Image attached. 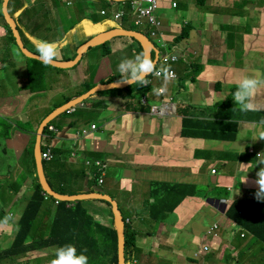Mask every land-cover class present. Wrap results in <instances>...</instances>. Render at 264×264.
Wrapping results in <instances>:
<instances>
[{"label":"crops","instance_id":"1","mask_svg":"<svg viewBox=\"0 0 264 264\" xmlns=\"http://www.w3.org/2000/svg\"><path fill=\"white\" fill-rule=\"evenodd\" d=\"M52 1L14 0L10 7L13 17L21 16L23 9H31L20 31L25 45L34 53L37 41L48 40L57 45V61H69L86 42L87 33L96 36L114 26L108 21L111 19L102 14L106 10L110 15L113 7L100 1L104 19L97 14L88 15L86 8L76 17L69 16L80 25L79 30V26L70 21L74 22L70 32L74 37L80 36L75 42L66 29L61 31L56 27L58 6H52ZM160 1L165 37L171 43L185 26H191L189 38L178 43V49L189 59L175 66L180 96L179 93L169 95L170 81L164 83L156 79L154 88L166 87L169 97H163L167 99L164 102L158 99L161 95L152 92L148 99L166 107L165 113L127 111L125 100L113 102L97 94L75 112L58 116L51 123L55 131L49 129L43 138V143L47 140L49 146L66 151L57 156L59 165L54 167L50 183L58 192L61 189L71 192L67 194L102 191L118 202L124 197L123 207L141 216V220L133 223V228L144 240L137 235L138 251L133 264H251L260 256V244L264 245V201L255 198L253 184L259 166L252 168L258 158H264V139L259 138L264 132V86L254 98L256 111L243 112L235 107L232 94L242 74L254 69L264 72V0ZM174 3L178 7L175 8ZM2 8L0 0V146L4 153L10 146L20 156L19 152L30 144L36 129L39 130L49 115L89 91L91 83L96 87L112 75L113 60L111 56L102 58V51H95L89 54H95L93 58L73 68L46 66L25 56L13 42ZM122 28L130 29L123 24ZM116 50L129 57L125 46L114 47L113 56ZM193 65L194 71L200 68L194 77ZM64 78L77 79L78 90L71 81L63 84ZM172 104L177 108L176 113L170 111ZM186 119L205 123L187 126ZM94 125L98 130H92ZM84 128L91 130L87 136L82 135ZM86 157L108 163L103 185L93 183L101 190L89 182L93 179L91 171L96 169L85 172ZM4 160L0 156V163ZM242 163H250L246 181H243L245 172L240 171L244 167ZM23 169L26 177L23 183L14 184L16 192L0 191V216L14 214L9 223L16 226L35 184L24 166ZM161 182L194 184L196 188L195 195L185 196L174 212L158 222L150 216L148 206L155 200L151 189L159 188ZM4 193L7 194L5 200L1 198ZM163 195L158 191L160 199ZM86 200L87 209L98 208L100 221L111 225L108 205L97 198ZM235 200L254 202L245 226L228 214ZM43 213L39 228L47 227L49 222L48 215ZM173 218L179 221L171 223ZM215 222L220 223L219 234L208 235L205 229ZM160 225L162 232L158 237L156 232ZM180 233L183 239H178ZM14 236L15 232L6 246L12 244ZM55 247L58 245L30 250L21 254L19 261L9 259L8 264H48L51 258L47 257ZM196 250H202L198 258L193 257ZM144 256H149L151 262L142 261Z\"/></svg>","mask_w":264,"mask_h":264},{"label":"trees","instance_id":"2","mask_svg":"<svg viewBox=\"0 0 264 264\" xmlns=\"http://www.w3.org/2000/svg\"><path fill=\"white\" fill-rule=\"evenodd\" d=\"M106 4L112 5L114 2L110 3V1L99 0ZM131 1H126L117 4L116 11L119 10L121 6H125L126 8H130ZM114 8V4H113ZM105 23L109 25V23L105 20ZM126 24L130 25V29L141 31L139 27L136 26L135 22L132 21L130 16L125 17L123 26L126 27ZM108 29H113L108 27ZM188 35V30L185 31L183 38ZM12 39L15 40L14 35ZM16 41V40H15ZM115 41V40H114ZM136 41V40H135ZM111 41L101 45L100 47L91 48L101 50L105 56H109L112 54V47L110 45ZM137 49L134 51L139 53L144 51L142 44L138 41ZM179 42V41H177ZM90 54V53H88ZM101 55V54H100ZM124 58H129L125 57ZM156 58V52L153 53L152 59ZM121 80V74L115 73L108 80L103 81V83L115 82ZM95 87L94 83H91L88 86V90H91ZM122 92V93H121ZM116 93V94H115ZM151 93V85L147 86H139L137 84L126 87L125 89H116L100 92L99 96H111L113 98L123 97L130 99L128 102V106L131 109L137 110L139 112H149L151 110V101H149L148 105H145L140 101V107L132 106V99L137 95H141L142 98ZM126 99V100H127ZM131 105V106H130ZM184 123L188 125H200L201 121H196L193 119H186ZM213 126V125H211ZM49 131V127L45 129V135H47ZM183 132V131H182ZM195 136H198L196 133ZM37 140V129L32 136V140L28 146H25L23 151L20 153V160L23 159L22 163L25 167L27 173L33 178L34 188L33 195L31 200L29 201L24 213L21 215L20 220L18 222V226L8 224L3 229H0V258L5 257L7 259L16 260L19 259L21 254H25L28 251L45 249L46 247L57 244L58 246L71 243L75 245L78 253L84 251L88 256V264H118V254H119V236L118 230L115 224L114 213L112 204L107 200H99L108 205L109 207V217H112L111 225L103 224L99 221H96L95 218L87 211L84 207V200H79L73 202L70 206L68 201H61L58 207L55 206L56 198L54 199L49 206V222L47 227H38L40 225L39 218L42 213L45 211L44 205L50 203L47 201L43 192L44 189L42 187V183L40 181V177L38 175V168L35 156V146ZM48 147V146H47ZM43 149H46V146H43ZM58 149V148H53ZM66 152L65 150H60V153ZM57 159H53L50 161H45V171L48 179L52 177V171L54 167L59 164L56 162ZM51 167V168H50ZM50 181V180H49ZM95 179H89L90 183L94 182ZM91 184V185H92ZM161 188L165 189L163 185ZM191 191H184L182 194L178 193V186H170L168 185L167 194L163 195L160 199L158 196V189L155 190L154 198L156 202L154 204L148 206V210L150 216L155 221H163L166 219L169 213H172L173 210L177 208L181 200L187 194H194V187H192ZM12 192H16V186L11 188ZM166 190V189H165ZM2 191V190H1ZM63 193H71L66 189L60 190ZM178 197L177 199H175ZM124 197L119 199L120 207L123 209L124 220L127 222L126 225V253H125V262L126 264H133L136 256H137V235L138 232L132 227L133 223L139 219L141 220V216L136 214L132 209L124 208L122 205V200ZM175 199V200H174ZM174 200V201H172ZM248 202H250L249 206H247ZM254 202L235 200L232 202L228 210L229 216L235 219L240 225H247L246 220L252 208ZM258 213H263V211H259ZM13 218V216H11ZM4 217L0 216V220L2 221ZM250 220V219H249ZM237 223V224H238ZM17 224V223H16ZM239 225V224H238ZM220 227V226H219ZM16 228V229H15ZM15 230V231H14ZM47 231L46 233H44ZM14 240L10 246H6L5 243L10 238L11 235H14ZM86 250V251H85ZM17 259V261H19Z\"/></svg>","mask_w":264,"mask_h":264},{"label":"clouds","instance_id":"3","mask_svg":"<svg viewBox=\"0 0 264 264\" xmlns=\"http://www.w3.org/2000/svg\"><path fill=\"white\" fill-rule=\"evenodd\" d=\"M4 1L5 0H1V3H3V5H4ZM130 1H131L130 8H128V7L126 8L125 6H121L118 11L126 9L127 15L125 17L130 16L132 21L135 22V17L133 15L131 7H132L134 2L139 1V0H130ZM157 1L159 3V8H158V11L156 12V15L158 17V20L162 24V29H161L160 33H162L164 39H161V37L159 35L153 36L151 34V32L149 31V29H147L145 27H140V26L136 25L137 27L140 28L141 31H136V30H132V29H124V28H122V24L124 22L125 17L122 20H115L113 18L114 13L118 12L115 9L117 4L122 3V2L110 1V3L114 2L113 3L114 4V8H113L114 12H112L110 15L107 12L108 14L104 15V16L109 17L111 20H108V21L114 23L113 29L114 28H121V29H124V30H127V31L132 30V31L143 33L146 36H148L149 39L152 41V43L154 44V48L152 49L151 56H150V54L147 51L144 50V51H141L139 53L134 54V56L132 58H123V59H121V61L119 62L118 66H117L118 71L121 74V80L115 81V82L103 83V81L108 80L113 74H115V73L112 72V75H110L107 79L103 80L101 85H107V84H112V83L124 82V83H128V84H132V85H129V86H126V87H130V86H133L135 84L144 87V86H147L148 84H150L151 85V93L154 92L157 95H161L160 98L169 97V96H167V93H166V87L154 88L153 83H154V81L156 79H160L164 83H167L168 81H171V80H177L178 79V74H177V71L175 69V66L180 64V63H182V62L189 61V59L186 57L185 52L180 51L178 49V46H179L178 43H181L183 40L189 38L190 32H191V26H185L184 29H183V32L176 37L174 42L171 43L165 37V25L163 24V22L161 20V16H160L161 1L160 0H157ZM13 2H14V0H10L9 6H8L9 12H10V7L13 4ZM113 4L111 5L112 7H113ZM107 5H110V4H107ZM173 6L176 8V7H178V4L174 3ZM2 10H3V8H2ZM30 11H31V9H28V8L27 9H23L22 10V15L19 16L20 18L16 17V15L14 17L11 15L13 17V19L15 20V22L17 23V25H18V29H19L20 34H21L20 29H22V25L24 26V22L23 21L25 19V16L28 15L30 13ZM104 11H106V10H104ZM10 14H11V12H10ZM102 14H103V11H102ZM3 15H4V12H3ZM6 22H7V20H6ZM7 24H8V27H9V30H10V33H11V37H12L14 35V32H13L12 27L10 26V24L8 22H7ZM135 24H136V22H135ZM118 25L121 26V27H119ZM110 30H112V29H110ZM110 30H107V31H110ZM186 30H188V35L186 37H184L182 40H179L180 39L179 37L183 36ZM14 37H15V35H14ZM21 37H22V35H21ZM113 39H111V40H113ZM15 40H16V37H15ZM15 40H13V42L19 46L17 40L16 41ZM177 41H179V42H177ZM85 43H87V42H85ZM163 43H165L166 46H163ZM35 47H36V52L35 53L33 52V53L38 58L36 60L41 61L44 65L53 66V64H55V62H61V61H57V58L59 56V50H58L57 45H56L55 42L48 41V40H39V41H37ZM154 52H156V58L153 60L152 57H153V53ZM23 54L25 56H27L24 52H23ZM77 55H78V53H77ZM173 55H176L178 59L176 61H172L169 65L166 64L164 62V60H163L164 57H167V56H171L172 57ZM109 56L113 57V50H112V54L109 55ZM104 57H107V56H105L102 53V58H104ZM29 58H32V57H29ZM32 59H35V58H32ZM74 59H71V60L66 61V62H70V61H72ZM80 62L77 65H80ZM61 69H68V68H61ZM194 70H195V65H193L192 69H191L192 77H194L195 73L198 74L200 72V68L197 67V70L196 71H194ZM171 71L174 72V75H175L174 77H172ZM160 75H163V76H160ZM101 85H98V86H101ZM98 86H96V87H98ZM262 86H264V72L260 71L259 69H254L250 73L242 74L240 76V78L237 80L236 91L232 94V99H233V101L235 102V105H236L235 107H239V109L241 111H243V112L258 110L257 109V105L254 103V98H255V96L257 94L258 89L261 88ZM96 87H94V88H96ZM126 87H117V88L111 89V90H116V89H121L122 90V89H125ZM94 88H92V89H94ZM89 91H87V92H89ZM103 91H109V89L108 90H102V91H99V92L95 93L94 95H92L90 98H88L84 102L78 104L77 106H74V107L68 109L67 111L61 113L60 115L66 113V112H68V113L75 112L77 110V108H79L81 106V104H85L88 100H90L91 98H93L94 96H96L97 94H99L100 92H103ZM85 94H83V95H85ZM83 95H81V96H83ZM106 97H109L113 102H116L118 100H125V101H123V103L125 104V108H126L127 111H137V110L131 109L128 106L127 103L130 101V99L126 98L127 99L126 100L123 97L113 98L110 95L106 96ZM162 101L165 102V101H167V99H163ZM143 103L146 104V105L149 104L148 97H146L144 99ZM155 107H157L156 111H154ZM165 108H162L161 106L156 105L153 102L151 103V112H152V110L154 111L152 113L153 115L160 114V111L162 109H165ZM169 108H170V111H172L173 113H176L177 108H176V106L174 104L169 105ZM60 115H58V116H60ZM56 118H54L47 125V127H49V129H51V131H55V129L52 127L51 123ZM203 123H205V122L203 121ZM94 126H96V129L93 128V126H92V130H98V126L97 125H94ZM38 131H37V134H38ZM90 131H91L90 129L84 128L82 130V135L83 136H87L90 133ZM44 133H45V131H44ZM195 134L193 136H195ZM44 136H45V134L43 135V138H44ZM259 138L260 139H264V132L260 133ZM42 145H43V142H42ZM53 148H54V146H49L48 145V147H46L45 150L43 149L42 157H43V152L46 151L47 149H52V153H53V158L52 159H46V158L43 157L44 163H45V161H50V160L56 159L57 156L59 155L58 149L55 150ZM243 151H244V149L240 153H242ZM85 159H86L85 163L87 165L86 167L94 168V170L96 169L95 171H91L92 178L95 179L94 182L97 181L98 185H100V186L103 185V183L105 182V176L107 175L108 163L105 162L102 159H92V158H87V157ZM242 164L244 165V167L242 169H240V171L245 172V179L243 181H246L247 180V173L249 172L248 165L250 163H248V164L242 163ZM257 166H259L258 167V171L256 172V174H255L256 178L253 181V184L256 187L255 198L258 201H264V158H258L257 159V163L252 168L257 167ZM0 170H1V163H0ZM2 178H1V174H0V191L2 190V186H3ZM167 184L170 185V186H178V193L177 194H182L186 190L191 191L192 190L191 186L194 187V190L196 188V186L194 184H191V185L190 184L189 185L170 184V183H167ZM157 189L159 191H162L164 195L167 194L166 193L167 190L161 188V185ZM97 192L98 193H105V194H108V195L112 196L111 194L106 193V192H102V191H97ZM97 192H87V193H97ZM61 193H63V192H61ZM43 194H44V196H45L47 201H53L54 199H52L51 197L56 198V200L54 201L56 207H58V205L60 204L61 201H68V200H62L60 198L52 196L46 190H44ZM63 194H67V193H63ZM79 194H85V193H79ZM154 195H155V190L151 189V196L154 197ZM187 195H189V194H187ZM187 195H185V196H187ZM192 195H195V193L192 194ZM31 197H30V200H31ZM113 198L116 199L115 197H113ZM86 199H92V198H86ZM86 199H80V200H84V207L87 209V207L85 205V201H87ZM97 199H100V198H97ZM57 200H59V203H57ZM100 200H105V199H100ZM76 201H79V200H76ZM68 202H70L69 205L71 206L73 204V202H75V201H68ZM155 202H156V200H154L152 202V204H154ZM119 207H120V205H119ZM120 209H121V207H120ZM87 211L95 218L96 221L101 222L100 220H98L95 217L94 214H92L90 212L89 209H87ZM174 211L175 210H173L172 212H174ZM113 213H114V210H113ZM122 214H123V211H122ZM11 216H13V214ZM11 216L10 215L9 216H5V218L2 221H0V229H3L4 227H6L8 225L9 221L12 219ZM114 219H115V214H114ZM123 220H124V216H123ZM124 222H125V232H126V225H127V222H129V219L127 221L124 220ZM115 224H116V221H115ZM10 225H13V224H10ZM219 226H220V223H218V222H215L212 225L208 226L209 230L206 231L207 234L208 235H215V236L218 235L219 234V229H220ZM132 227H133V225H132ZM32 251H37V250H32ZM201 251L202 250L196 251L197 253H199V256L201 254ZM48 264H88V256L85 254L84 251H81V252L78 253L77 248L75 247V245H73L71 243H68V244H64V245L55 247L53 249L52 258L48 261Z\"/></svg>","mask_w":264,"mask_h":264},{"label":"rangeland","instance_id":"4","mask_svg":"<svg viewBox=\"0 0 264 264\" xmlns=\"http://www.w3.org/2000/svg\"><path fill=\"white\" fill-rule=\"evenodd\" d=\"M69 3H70V5H69ZM101 3L106 5V3H104V2H101ZM51 5L52 6L53 5L58 6V8H57V11H58L57 16H58V18L55 20L56 21V27L59 30H61V31L66 29V31L69 32L68 36L70 38H74L75 42L77 41V38H79L80 36L78 35V36L74 37L73 34L70 32V30H71V27L74 25V22L79 26V30H80V25L78 24L77 20L69 19V16L76 17L80 10L86 8L88 10L87 13H89L88 15L93 16L94 14H97L100 18L104 19V17L101 16V9L103 8V6L100 4L99 0H94V2H89V1L86 2L84 0H53L51 2ZM33 14L35 15V13H33ZM70 21H74V22H70ZM126 27H130V25H126ZM86 37L87 38H85L84 40L86 42H88V41L92 40L95 36L92 35L91 33H87ZM179 38H180L179 40H182L183 36H180ZM113 40H117L118 42H111L110 43V45L112 47V50H114V47H118L119 44H121V45H123V46H125L127 48V51L129 53V58H132L134 56V54H136L134 49L138 48L137 47V42H136V41H138L137 39H135L133 37H129V36H118V37L114 38ZM96 48H98V47H96ZM96 48L93 49V50H89L88 53H92V52H95V51H101V50L96 49ZM94 56H95V54H91V55L86 54L84 56L83 60L80 62V64L84 60H90ZM123 58H124V54H122V52L116 50V52L114 53V56L112 57L113 65L111 67H112L113 73H119L117 66H118L119 62L121 61V59H123ZM189 58H191V57H189ZM70 81H71L72 86H74V87L77 86L76 85L77 84L76 82L78 81L77 79H72L71 80L70 78H64L62 82H63V84L65 83L67 85V82H70ZM179 83L180 82L176 81V80H171L170 81V83H169V88H170L169 95L170 96L176 95L177 93L180 92ZM75 90H78V87H76ZM179 96H180V93H179ZM146 97H148V95L144 96L143 98H142L141 95L135 96V98H133L132 101H131L132 102V106L139 105L140 101H142V103H143V101H144V99ZM158 99H163V98H158ZM153 112L154 111L152 110V113ZM67 114L68 113L66 112V113L62 114V116L63 115L67 116ZM49 144H50V142L48 143V141L45 140L44 143H43V146L47 147ZM60 150H62V149L58 148V153L62 154V153H60ZM19 153H21V152H19ZM0 156L4 157V159H5L4 162L1 163V170H0V174L3 176V178H2L3 186H2V191L1 192H4V191L6 192V191L10 190L14 186V184L23 183V181H24V179L26 177V172L23 169V163H22L23 159L20 160V158H19L20 156L15 153V150L12 147L8 146L7 153H4L3 147L0 146ZM90 168L91 167H85V172H88L90 170ZM85 172H83V176H82V178L84 180H85V177H86V173ZM161 185H163V187L167 190L168 184L166 182H161ZM92 186L95 189H97V190H101L95 184H92ZM27 194H29V192H27ZM2 195L3 196L1 198L4 199V198H6L7 194L4 193ZM239 201H241V200H239ZM249 204H250V202H248L247 206H249ZM49 205H50V203H47L46 205H44L45 211L43 213L45 215H48V217H49V213H50ZM22 208H23V205H22ZM8 210H10V209H8ZM10 211H12V210H10ZM12 212H14V211H12ZM90 212L92 214H94L95 217L98 220H102L101 212L99 211L98 208H95L94 206H92V209H91ZM13 217H15L14 214H13ZM177 221H179V218L178 219L177 218H173L172 220H170L171 223H175ZM207 230H209L208 227L205 229V231H207ZM161 232H162V226L160 225L159 228L157 229V232H156L158 237L161 236ZM177 233H176L175 237L177 236ZM139 235L140 234H138V238L143 241L144 240L143 237H141ZM183 237H184V235L182 233H180L178 235V239H183ZM242 245H244V244H242ZM7 246H10V244H7ZM258 249L261 251L260 256L256 257L254 259L253 263H251V264H264V245L260 244ZM196 251H194L195 254H193L194 258H198L199 257V253H197ZM160 253H162V252H160ZM182 255H184V254H182ZM47 258L48 259L52 258V254L49 257H47ZM246 259H248V258H246ZM40 261L41 260L38 259V262H40ZM142 261L151 262V258L149 256H144L142 258ZM8 263H10L9 259L0 258V264H8Z\"/></svg>","mask_w":264,"mask_h":264},{"label":"water","instance_id":"5","mask_svg":"<svg viewBox=\"0 0 264 264\" xmlns=\"http://www.w3.org/2000/svg\"><path fill=\"white\" fill-rule=\"evenodd\" d=\"M107 1L126 2L130 0H107ZM9 3H10V0L4 1L3 12H4L7 22L12 27L16 40L19 44V47L28 57L38 59L36 55L26 47L21 37V34L19 32L18 25L8 10ZM118 36H129V37H133L137 39L139 42L142 43L144 50L147 51L151 56V52H152V49L154 48V44L152 43V41L149 39L148 36H146L143 33L132 31V30L127 31L121 28H114L110 31L102 32L101 34L95 36L92 40L82 45L80 49L78 50V55L76 59L70 62H55L53 66L58 67V68H72L76 66L83 59L84 55L89 51L90 48L101 46L107 43L108 41H110L111 39L118 37ZM129 85H132V84L120 82V83L101 85V86H98L90 90L85 95L73 101H70L66 105L58 108L52 115L47 117L42 123V125L40 126L38 134H37V140H36V146H35V156H36V162H37V168H38V175L40 177L42 187L52 196H55L62 200H68V201H76V200L86 199V198H100V199H105L111 202L113 210H114V214H115V221H116V226H117L118 236H119L118 264H126L125 253H126V242H127V237H126V232H125V222L123 220L122 210L119 207L118 201L114 199L112 196L105 194V193L63 194V193H60L54 190L46 175L45 163L42 157V151H43L42 142H43L44 131L47 125L61 113L84 102L85 100H87L88 98H90L92 95H94L95 93L99 91L108 90V89L111 90L117 87H126Z\"/></svg>","mask_w":264,"mask_h":264},{"label":"built area","instance_id":"6","mask_svg":"<svg viewBox=\"0 0 264 264\" xmlns=\"http://www.w3.org/2000/svg\"><path fill=\"white\" fill-rule=\"evenodd\" d=\"M132 12L135 17V22L137 26L140 27H145L149 29L151 34L153 36L159 35L161 39L163 38V35L161 32L162 29V24L158 20V17L156 15V12L158 11L159 8V3L157 0H139L133 3L132 5ZM107 11H103V15H107ZM127 15L126 9L120 10L117 13H114L113 18L115 20H122L125 16ZM163 46H166L165 43H163ZM178 58L176 55L167 56L164 57V62L166 64H170L172 61H176ZM172 77H174V72L171 71ZM163 76V75H160ZM157 107L154 108V111H156ZM166 110L162 109L160 113H165ZM93 128L96 129V126H93ZM43 157L46 159H52L53 158V153L52 149H47L46 151L43 152ZM57 203H59V200H57Z\"/></svg>","mask_w":264,"mask_h":264}]
</instances>
